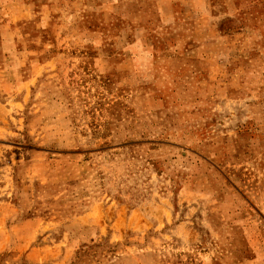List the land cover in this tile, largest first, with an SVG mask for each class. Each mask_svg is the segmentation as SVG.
<instances>
[{"label":"rangeland","instance_id":"1","mask_svg":"<svg viewBox=\"0 0 264 264\" xmlns=\"http://www.w3.org/2000/svg\"><path fill=\"white\" fill-rule=\"evenodd\" d=\"M0 264H264V0H0Z\"/></svg>","mask_w":264,"mask_h":264}]
</instances>
